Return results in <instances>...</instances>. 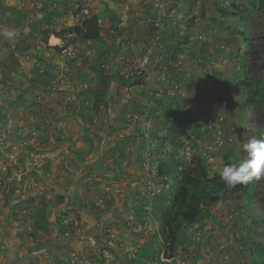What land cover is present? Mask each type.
Returning <instances> with one entry per match:
<instances>
[{
    "label": "rangeland",
    "instance_id": "rangeland-1",
    "mask_svg": "<svg viewBox=\"0 0 264 264\" xmlns=\"http://www.w3.org/2000/svg\"><path fill=\"white\" fill-rule=\"evenodd\" d=\"M231 1L0 0V32L17 34L14 40L0 35V212L9 209L23 255L22 261H15L14 255L11 264H97L99 249L86 246L92 237L107 249L110 264H128L143 234L157 229L152 212L136 217L130 209L144 203L141 196L148 199L159 189L157 163L174 149L169 136L181 144L179 155L202 156L213 173H221L224 157L232 153L229 164L239 163L235 130L246 128L247 142L254 134L246 127L249 116L241 110L236 64L219 47L236 52L234 39L241 27L230 16L219 17L214 5L229 7ZM191 2L195 5L189 9ZM91 16L98 18L102 42L79 39L78 64L46 49L44 29L64 33ZM155 28L156 36L150 39ZM143 36L151 40L150 56L143 82L134 85L137 70L132 63L143 57ZM53 39L50 36V45ZM166 44L179 48L178 67L174 61L166 66ZM24 45L30 48L24 50ZM10 53L18 65L7 74ZM42 56L47 62L38 65ZM202 56L209 62L200 66L196 59ZM98 61L111 76V84L108 110L99 112L102 121L94 117L97 128H92L80 117L77 94L82 85L94 81L91 67ZM35 65L55 76L47 87L28 81ZM78 71L83 74L77 75ZM170 96L175 97L167 106ZM223 100L227 105L220 108ZM175 103L186 113L185 135L181 126L167 124L161 113L165 106L178 119L172 112ZM110 150L114 156L122 150L124 156L113 163ZM36 207L49 213L50 231L34 239L30 217ZM212 213L213 225L200 229V243L193 238L196 226L185 231L187 240L179 249L194 252V257H187L188 264H256L243 198L225 199ZM64 220H70L72 228L64 226ZM234 229L242 239L229 243L226 238ZM3 242L0 263L6 257Z\"/></svg>",
    "mask_w": 264,
    "mask_h": 264
},
{
    "label": "trees",
    "instance_id": "trees-1",
    "mask_svg": "<svg viewBox=\"0 0 264 264\" xmlns=\"http://www.w3.org/2000/svg\"><path fill=\"white\" fill-rule=\"evenodd\" d=\"M194 5L195 3L191 2L189 9L193 8ZM214 5L220 15L219 17L228 20L230 16L241 26V29L236 31L234 39V43L238 46L237 51L233 52L231 47L226 49L222 45H220L219 51L223 50L228 61L236 64L237 71L234 76L242 88L241 110L249 116L246 127L252 128L253 138L262 139L264 138V0H232L229 7L221 6L218 3ZM189 22L192 23V20ZM223 23L222 21L221 25ZM73 29L79 37L78 40L102 42L101 29L96 16L84 19L80 26ZM157 30L158 28H155L151 31L150 39L156 36ZM62 32L48 28L42 31V41L47 50L52 53L57 50L56 47L50 45V36L57 37ZM167 32L170 36L174 35L171 31ZM139 33H141L140 30ZM164 40L166 41L165 37ZM140 43L144 47L143 56L148 52L150 53L151 40L145 39L143 36ZM166 46L168 47L164 55L166 66L169 65V61H174L178 67L181 64L180 54H178L179 48L172 44H166ZM52 47L54 51H51ZM23 48L28 50L30 47L24 45ZM206 48L207 46L202 43V51L209 56L210 51H207ZM9 58L10 63L5 72L7 74L15 71L18 65L13 53H10ZM196 60L198 65L203 66L209 62V57H197ZM44 62L47 60L42 56L38 65ZM69 63H73V61H69ZM91 69L94 81L88 85H82V89L77 94V100L80 104L79 114L82 121L90 124L92 128H97L94 117H98L102 121L103 117L99 112H107L108 110L107 94L111 84V76L106 73L105 67L99 61L92 64ZM136 70L137 76L134 85H140L145 78V71L144 68H137ZM76 74L81 75L83 72L78 71ZM54 77L48 70H41L39 66L35 65L28 81L34 87L38 84L47 87L49 80ZM174 97L168 98L167 106L172 103ZM223 101L220 102V105ZM196 103L200 104L201 102L196 101ZM157 105L161 107V101ZM163 107L161 113L167 117L166 123L170 124L172 128L181 126L185 135L189 127L182 120L186 113L180 103H175V110L172 111L178 115V119H173V114L170 113L169 109ZM188 119L189 117L186 116V121ZM242 123H246L244 119H242ZM235 134L239 143L238 159L240 161L247 155L243 151V145L246 144L249 133L246 128H242L236 129ZM169 143L174 145V149L159 159L156 167V187L159 189L154 191L148 199L141 196L144 203H138L130 209L133 215L136 214V217L146 215L144 211L152 212L157 223V229L149 235L143 234V241L129 257L130 262L128 264H175L176 260L188 259L185 258L189 255L188 249L184 250L183 253L179 249L180 246H184L182 243L184 244L187 240L185 234L187 228L197 227L194 238L201 231V228L213 225L212 209L221 201L234 197H241L245 202L246 233L253 255L252 260L256 264H264V177L258 181L253 180L247 185L229 188L222 183L219 173L211 172L209 163L205 158L197 154L190 158L182 157L178 153L181 144L175 142L171 136H169ZM114 152L113 150L109 151L110 157L113 163H117L124 154L120 150L114 156ZM231 156L233 153L224 157L225 165H229L228 160ZM28 201L30 203L31 199ZM92 208H97V204L93 203ZM30 218L32 219L30 233L32 238L37 239L39 234L44 236V234L49 233L50 220L46 209L36 207ZM60 228L62 227L60 226ZM64 232L62 230V233ZM95 262L104 264V260L100 256ZM55 264L58 263L55 261Z\"/></svg>",
    "mask_w": 264,
    "mask_h": 264
},
{
    "label": "clouds",
    "instance_id": "clouds-1",
    "mask_svg": "<svg viewBox=\"0 0 264 264\" xmlns=\"http://www.w3.org/2000/svg\"><path fill=\"white\" fill-rule=\"evenodd\" d=\"M172 12L174 13V11ZM0 35L5 39L14 40L17 34L14 30H5L0 32ZM240 99H242L241 96ZM243 151L247 154L245 158L241 159L239 163L224 166L220 173V180L229 188H234L237 185H247L253 180L258 181L264 177V138L249 140L243 145ZM233 231L234 233H230L226 239H230V235L239 234L236 229ZM238 239H242V235L239 234V238H235L234 241L236 242Z\"/></svg>",
    "mask_w": 264,
    "mask_h": 264
},
{
    "label": "built area",
    "instance_id": "built-area-1",
    "mask_svg": "<svg viewBox=\"0 0 264 264\" xmlns=\"http://www.w3.org/2000/svg\"><path fill=\"white\" fill-rule=\"evenodd\" d=\"M57 40H58V43L56 45H53V47H56L57 48V53L62 57V58H65L66 60H71L74 62H76V64H78L77 62V58H78V53H79V48H78V35L76 34V32L74 31V29H70V30H67L65 31L64 33H62L61 35L57 36L56 37ZM51 48V51H54V48ZM149 52L146 53L142 58L141 60L138 62V61H133V66L135 69L137 68H143L149 61ZM227 105V101H223L220 105V107H225ZM219 121H222V118H219ZM34 187V185H28L27 188L28 189H32ZM63 224V223H62ZM64 226L68 227L70 229V227L72 228V223L70 220H64ZM77 233L80 234L81 233V230H77ZM195 238V242L196 243H200L201 242V239H200V232H198L196 234V236L194 237ZM235 238H239V234H235L234 235H230V239H229V243H232L234 241ZM86 246H88L89 248L91 249H96L98 248L99 249V254H100V257L104 260V264H109V253L107 251V249L105 248H102V247H99V243H98V240L96 238H87V241H86ZM222 248H224V246H222ZM186 257H189L190 259L192 257H194V252H189V255L188 256H185ZM189 258L188 259H183V260H176L175 261V264H188L189 262ZM225 260H228V256L226 257L225 256ZM202 263L200 264H203L204 261H201ZM87 264H90V263H87ZM232 264V263H230Z\"/></svg>",
    "mask_w": 264,
    "mask_h": 264
},
{
    "label": "crops",
    "instance_id": "crops-1",
    "mask_svg": "<svg viewBox=\"0 0 264 264\" xmlns=\"http://www.w3.org/2000/svg\"><path fill=\"white\" fill-rule=\"evenodd\" d=\"M2 202H5L3 198H2ZM8 202L10 203V201ZM10 216L11 213H9V209H7L5 212L2 213L0 212V242L2 243V241H4L3 249H5L4 252L6 253V257L4 258L3 256L2 258L3 261L0 264H11L12 262L11 260H13L11 258H13L14 255H15L14 258H16L15 261L16 260L22 261V257H23V255L20 254L22 248L20 249V241H19L20 238L18 235L17 227L15 226V224L13 225L10 222L11 220ZM48 248L49 246L47 245L46 249Z\"/></svg>",
    "mask_w": 264,
    "mask_h": 264
},
{
    "label": "bare ground",
    "instance_id": "bare-ground-1",
    "mask_svg": "<svg viewBox=\"0 0 264 264\" xmlns=\"http://www.w3.org/2000/svg\"><path fill=\"white\" fill-rule=\"evenodd\" d=\"M57 43H58V40H57L56 37H54V39H53V45H56Z\"/></svg>",
    "mask_w": 264,
    "mask_h": 264
}]
</instances>
